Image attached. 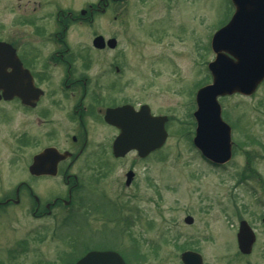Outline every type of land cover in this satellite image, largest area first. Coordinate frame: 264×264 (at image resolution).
<instances>
[{
  "label": "rangeland",
  "instance_id": "374dc122",
  "mask_svg": "<svg viewBox=\"0 0 264 264\" xmlns=\"http://www.w3.org/2000/svg\"><path fill=\"white\" fill-rule=\"evenodd\" d=\"M87 1L95 0H51V10L58 4L65 12L78 11ZM9 13L4 11L5 22ZM233 14L231 0H126L93 25L70 28L67 43L77 51L79 77L100 76L113 65L121 69L115 90L104 76L93 95L106 103H147L154 114L169 118V138L145 160L129 156L109 164L104 152L87 154L73 169L80 181L75 205L37 220L31 216L28 185L44 203L65 189L56 180H33L29 166L45 147L67 148L70 136L37 119L29 127L20 124L27 140L0 153V200L16 183L27 185L20 205L0 218V264H73L85 252L108 250L127 264H183L187 251L199 253L204 264H264V82L252 96L220 99L223 119L232 128L227 164L212 165L193 144L195 93L211 82L207 66L215 59L210 41ZM94 33L117 39L116 50L96 51ZM4 128L11 130V123ZM103 137L90 139L95 144ZM130 169L137 175L132 187L125 184ZM242 220L258 241L244 257L236 244ZM9 248H17L18 260L11 262Z\"/></svg>",
  "mask_w": 264,
  "mask_h": 264
},
{
  "label": "flooded vegetation",
  "instance_id": "af4514ba",
  "mask_svg": "<svg viewBox=\"0 0 264 264\" xmlns=\"http://www.w3.org/2000/svg\"><path fill=\"white\" fill-rule=\"evenodd\" d=\"M123 1L126 0L87 1L78 11L65 12L58 4H55V10H51V0H12V3L10 0L7 4L4 0H0V67L3 68L5 60L6 63L10 60L13 65L7 67L6 70L14 75L11 94L4 89V84L0 82V153L3 152V149H16L21 142H25L27 137L21 138L20 124L23 123L22 126L29 127V124L35 125L36 119L39 125L46 124L45 126H47L48 124L53 129L52 131L67 132L70 136L67 148L59 149L49 146L43 149L54 148L62 155L56 167L57 171L53 172L55 176H31L33 180L59 181L65 189L62 195H55L50 201L44 203L28 185L29 197L34 202L30 209L34 219L54 217L62 211L61 207L70 208L75 205L73 194L78 189L80 181L78 174L73 172V169L84 156L88 154L94 157L104 152V159L109 164L112 161L124 159H117L113 154L114 143L121 134V129L108 118L111 110L131 106L136 113H139L142 108L147 112V108H144L147 103L135 104L131 101L106 103L97 94L93 95V88H97L94 87L95 84L100 83L99 80L104 76L107 84L111 86L109 89L115 90L114 84L118 80L117 78L121 77V69L113 65V72L112 68H105L100 76L79 77L77 71L74 70L77 51L70 48L67 43L70 28L76 24L93 25L99 15L113 12L116 5ZM4 11L10 12V22H5ZM115 19L114 15L112 20ZM93 36L94 40L100 35L94 33ZM107 49L112 50L109 48L95 50L104 51ZM20 114L23 115V119ZM152 115L157 116L153 112ZM52 117L55 118L56 124H51ZM5 123L8 125L11 123V130L4 128ZM26 131L28 135L30 130ZM26 134L23 133V136ZM99 134H103L104 137L94 144L90 138L92 135ZM90 144L92 148H90ZM157 152L151 153L147 158ZM129 156L141 160L137 151L130 152L125 158ZM54 160L53 156L48 158L50 168ZM130 171L134 170H128L125 175ZM136 179L137 175L135 174L132 183H135ZM2 183L3 179L0 177L1 193L4 192ZM132 183L129 187L133 186ZM23 186L27 185L23 182L16 183L10 193L2 195L4 197L0 200V218L5 210L20 205ZM105 201L109 202V200ZM107 205L109 204L106 203V207ZM103 207L105 208V204L99 206L97 211L104 210ZM242 221L237 227L236 244L238 249ZM248 231L250 235H247V239H254V243L249 253L240 251L243 257L251 255L258 243L255 232L252 233L250 229ZM243 243L247 244V242ZM9 250L13 257L11 262L18 260L17 248H9Z\"/></svg>",
  "mask_w": 264,
  "mask_h": 264
},
{
  "label": "water",
  "instance_id": "95a60500",
  "mask_svg": "<svg viewBox=\"0 0 264 264\" xmlns=\"http://www.w3.org/2000/svg\"><path fill=\"white\" fill-rule=\"evenodd\" d=\"M236 12L227 26L219 30L213 38V49L216 60L210 64L213 82L197 93V111L194 114L197 122L194 145L203 156L215 163L224 164L231 159V128L223 121L219 97L239 93L251 96L264 81V0H232ZM95 46L105 47L102 37L95 40ZM110 46H116L115 40ZM5 60V59H4ZM9 60L0 67V82L4 89L13 92L14 75L7 72L12 67ZM112 110L111 122L121 128L122 134L114 145L116 157L124 156L132 149L139 151L140 156H147L151 151L159 149L167 139L165 130L166 117L154 118L149 111L135 114L133 111ZM121 118V119H120ZM57 152L47 149L37 155L30 168L33 175L54 174ZM55 158L51 168L48 158ZM132 173L128 175L130 184ZM192 223V219H187ZM248 230L245 224L241 227L240 249L250 252L253 239H247ZM243 233V234H242ZM250 240V241H249ZM243 242H247L245 245ZM185 264H203L202 257L193 252L182 256ZM76 264H125L122 257L115 252L88 253Z\"/></svg>",
  "mask_w": 264,
  "mask_h": 264
}]
</instances>
